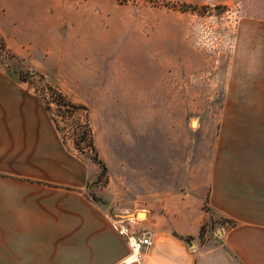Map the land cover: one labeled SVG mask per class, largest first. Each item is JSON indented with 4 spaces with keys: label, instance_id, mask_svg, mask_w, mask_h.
Segmentation results:
<instances>
[{
    "label": "rangeland",
    "instance_id": "1",
    "mask_svg": "<svg viewBox=\"0 0 264 264\" xmlns=\"http://www.w3.org/2000/svg\"><path fill=\"white\" fill-rule=\"evenodd\" d=\"M0 68L58 147L41 158L54 174L5 161L0 176L100 219L208 213L187 243L217 240L231 220L210 215L215 175L264 169V0H0ZM85 114L104 170L79 140Z\"/></svg>",
    "mask_w": 264,
    "mask_h": 264
},
{
    "label": "crops",
    "instance_id": "2",
    "mask_svg": "<svg viewBox=\"0 0 264 264\" xmlns=\"http://www.w3.org/2000/svg\"><path fill=\"white\" fill-rule=\"evenodd\" d=\"M42 119L40 105L24 98L0 68V164L13 162L28 176L55 173L41 169V158L58 154ZM208 204L210 215L231 220L217 240L205 234L191 247L178 236L195 237L208 213L184 219L182 211L174 219L148 209L133 228L144 230L151 244L138 249L77 194L0 176V264H264V169L222 170Z\"/></svg>",
    "mask_w": 264,
    "mask_h": 264
},
{
    "label": "built area",
    "instance_id": "3",
    "mask_svg": "<svg viewBox=\"0 0 264 264\" xmlns=\"http://www.w3.org/2000/svg\"><path fill=\"white\" fill-rule=\"evenodd\" d=\"M136 223L137 222L135 217L133 219L116 218L112 221V227L116 230L119 235L125 236L128 239L130 247L139 249L142 246L150 245L151 239L150 236L146 234L144 230L133 228V225H135Z\"/></svg>",
    "mask_w": 264,
    "mask_h": 264
},
{
    "label": "trees",
    "instance_id": "4",
    "mask_svg": "<svg viewBox=\"0 0 264 264\" xmlns=\"http://www.w3.org/2000/svg\"><path fill=\"white\" fill-rule=\"evenodd\" d=\"M186 6V5H185ZM19 76H20V74H19ZM20 79L21 80H26L25 79V77H21L20 76ZM47 86V85H46ZM48 88H51V87H49V86H47ZM46 87V88H47ZM57 105H61V106H63V105H65L64 103H61V102H55ZM47 108H49V103H48V105H47ZM77 108H83V109H86L85 107H83V106H77ZM84 120H85V122H84V125H83V129H82V131H80L81 132V134H80V141H83V143L84 144H86V146H87V148L92 152V154H93V158L95 159V160H97L101 165H102V169L104 170L105 169V165H104V163L98 158V155H97V152H96V149H95V145H94V143H93V136H92V131H91V127H90V125H89V121H88V116H87V114H85L84 115ZM74 144H75V147L76 148H78L79 150H81L80 148H79V143H78V141H76L75 140V142H74ZM174 234H176L177 235V233H175L174 232ZM181 239H183L184 241H186V242H188L189 241V239H191L192 238V236H190V235H188V236H182V235H178Z\"/></svg>",
    "mask_w": 264,
    "mask_h": 264
},
{
    "label": "water",
    "instance_id": "5",
    "mask_svg": "<svg viewBox=\"0 0 264 264\" xmlns=\"http://www.w3.org/2000/svg\"><path fill=\"white\" fill-rule=\"evenodd\" d=\"M137 214H140V212H136L135 214H132L131 212H129V213L122 214L121 216L123 218H129V217L135 216Z\"/></svg>",
    "mask_w": 264,
    "mask_h": 264
},
{
    "label": "bare ground",
    "instance_id": "6",
    "mask_svg": "<svg viewBox=\"0 0 264 264\" xmlns=\"http://www.w3.org/2000/svg\"><path fill=\"white\" fill-rule=\"evenodd\" d=\"M141 217H143L144 218V211L143 212H140V214H139ZM135 216H133V217H131L132 219L134 218ZM136 218H138V217H136Z\"/></svg>",
    "mask_w": 264,
    "mask_h": 264
}]
</instances>
